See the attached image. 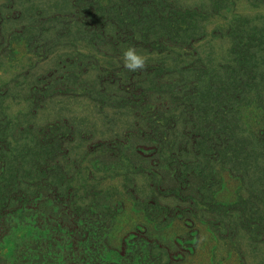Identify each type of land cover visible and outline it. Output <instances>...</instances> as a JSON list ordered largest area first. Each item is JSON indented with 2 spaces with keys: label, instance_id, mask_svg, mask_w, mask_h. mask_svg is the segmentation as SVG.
Here are the masks:
<instances>
[{
  "label": "rangeland",
  "instance_id": "1",
  "mask_svg": "<svg viewBox=\"0 0 264 264\" xmlns=\"http://www.w3.org/2000/svg\"><path fill=\"white\" fill-rule=\"evenodd\" d=\"M0 264H264V0H0Z\"/></svg>",
  "mask_w": 264,
  "mask_h": 264
},
{
  "label": "clouds",
  "instance_id": "2",
  "mask_svg": "<svg viewBox=\"0 0 264 264\" xmlns=\"http://www.w3.org/2000/svg\"><path fill=\"white\" fill-rule=\"evenodd\" d=\"M121 61L128 71L136 72L146 67L148 56L136 46L129 44L122 48Z\"/></svg>",
  "mask_w": 264,
  "mask_h": 264
}]
</instances>
